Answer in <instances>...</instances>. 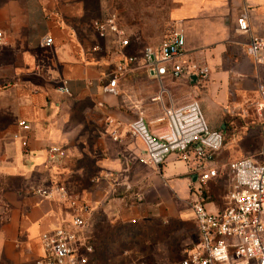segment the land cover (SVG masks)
I'll return each mask as SVG.
<instances>
[{
	"label": "crops",
	"instance_id": "1",
	"mask_svg": "<svg viewBox=\"0 0 264 264\" xmlns=\"http://www.w3.org/2000/svg\"><path fill=\"white\" fill-rule=\"evenodd\" d=\"M114 4L0 0V32L8 51L0 61V264H35L45 257L41 236L69 215L65 205L37 194L53 185L65 187L93 209L87 229L95 245L90 264L103 246L120 252L130 231L193 220L188 200L196 172L174 155L160 169L145 164L144 145L130 136L128 126L141 116L158 135L155 124L162 122L164 110L196 101L210 129L222 131L225 119L211 110L207 93L218 109L229 102L231 92L257 98L256 85L264 86V63L247 55L249 35L237 26L238 17L247 13L250 33L264 37V0H183L170 19L174 28L182 23L186 51L208 67L207 80L192 85L167 77L161 84L136 71L119 83L117 95L105 94L103 88L125 57L159 47L167 37L143 47L121 26L129 46L119 51L111 33L101 38L94 27L114 11ZM46 49L56 63L54 83L40 66ZM19 122L31 131H23ZM54 147L65 151L57 163L49 152ZM230 162L227 154L218 153L206 165L220 173L208 184L210 212L225 207L226 194L213 191L226 183ZM164 245L163 251H169V244Z\"/></svg>",
	"mask_w": 264,
	"mask_h": 264
},
{
	"label": "built area",
	"instance_id": "2",
	"mask_svg": "<svg viewBox=\"0 0 264 264\" xmlns=\"http://www.w3.org/2000/svg\"><path fill=\"white\" fill-rule=\"evenodd\" d=\"M237 26L242 34L249 35L247 55L257 64H263L264 37L250 33L247 13L238 17ZM94 27L101 38L111 33L119 51L129 46V39L116 13L111 12L104 20L94 23ZM4 44L5 35L0 32V46ZM136 71H144L161 84L167 77L189 80L195 76L197 82L202 83L209 76V69L203 61L186 51L181 22L159 47H145L139 56L125 57L103 88L104 93L117 95L119 83ZM62 92L69 94L66 88ZM161 93L164 94L165 90L161 89ZM257 93L256 109L264 118L263 85L258 86ZM162 118V122L156 120L155 124L158 135L152 133L141 116L128 126V133L143 143L144 162L150 167L160 169L174 155L197 174L188 205L195 221L198 242L186 251L180 264H264V164L250 158L228 163L225 207L215 213L210 212L206 208L211 200L208 184L219 179L220 173L219 169L206 165L222 150L223 132L210 129L196 101L168 108ZM18 126L25 132L31 131L26 122H19ZM23 146L27 147V140H23ZM49 152L52 162L57 163L65 157V151L59 147L51 148ZM190 154L194 156L192 161ZM37 194L65 205L69 215L52 231L41 236L45 257L35 264H90L95 252L94 242L87 235L93 214L91 206L63 186L39 189Z\"/></svg>",
	"mask_w": 264,
	"mask_h": 264
},
{
	"label": "rangeland",
	"instance_id": "3",
	"mask_svg": "<svg viewBox=\"0 0 264 264\" xmlns=\"http://www.w3.org/2000/svg\"><path fill=\"white\" fill-rule=\"evenodd\" d=\"M182 1L115 0L113 12L117 14L121 26L142 42L143 47L158 45L165 34L167 37L164 40L172 32L175 22H171L170 16ZM0 49L1 61L3 56L6 59L8 51L4 46ZM46 50L41 52L43 60L40 61V66L44 69L47 81L54 83L56 63L53 61L51 51ZM258 86L259 84L256 85L255 94H257ZM232 88L234 90V87ZM205 94L202 92L200 95ZM206 101L211 110L217 111L219 118L225 119L227 129L222 130L224 143L220 153L227 154L230 161L250 158L264 164V118L256 109L258 97L256 98L253 94L248 97L244 93L234 91L229 94V102L216 109L217 102L209 91ZM227 191L228 180L223 185L215 186L213 194L216 192L226 194ZM206 208L210 209V205ZM128 234L129 240L121 247L120 252L117 248L107 249L103 246V250L96 255L91 264H180L186 251L198 242L194 219L185 223L175 220L165 227L158 226L140 233L133 230ZM164 243L170 246L167 252L163 251V248L167 246H162ZM159 250L162 252L158 253Z\"/></svg>",
	"mask_w": 264,
	"mask_h": 264
},
{
	"label": "water",
	"instance_id": "4",
	"mask_svg": "<svg viewBox=\"0 0 264 264\" xmlns=\"http://www.w3.org/2000/svg\"><path fill=\"white\" fill-rule=\"evenodd\" d=\"M189 80H190V82H191L192 85L196 84V82H197V78L195 76H191L189 78Z\"/></svg>",
	"mask_w": 264,
	"mask_h": 264
},
{
	"label": "trees",
	"instance_id": "5",
	"mask_svg": "<svg viewBox=\"0 0 264 264\" xmlns=\"http://www.w3.org/2000/svg\"><path fill=\"white\" fill-rule=\"evenodd\" d=\"M94 248H95V246H94Z\"/></svg>",
	"mask_w": 264,
	"mask_h": 264
}]
</instances>
